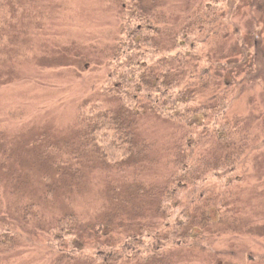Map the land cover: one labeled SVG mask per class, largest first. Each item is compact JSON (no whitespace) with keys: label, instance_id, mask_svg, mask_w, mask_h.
<instances>
[{"label":"trees","instance_id":"obj_1","mask_svg":"<svg viewBox=\"0 0 264 264\" xmlns=\"http://www.w3.org/2000/svg\"><path fill=\"white\" fill-rule=\"evenodd\" d=\"M174 1L116 0L113 82L78 105L73 142L36 143L45 201L62 193L71 206L90 175L103 179L92 220L70 209L46 224L37 203H26L23 227L38 229L41 240L0 219V264L25 254L46 264H190L196 252L215 254L223 213L233 216L231 187L217 188L218 173L246 166L253 139L228 116L248 76L236 82L238 66L217 49L230 34L223 10L210 0ZM6 22L0 19V48L10 41ZM146 117L170 125L163 140L138 133ZM8 149L0 143V167Z\"/></svg>","mask_w":264,"mask_h":264},{"label":"rangeland","instance_id":"obj_2","mask_svg":"<svg viewBox=\"0 0 264 264\" xmlns=\"http://www.w3.org/2000/svg\"><path fill=\"white\" fill-rule=\"evenodd\" d=\"M210 1L223 10L230 27L217 49L227 56L226 63L238 66L236 82L248 76L228 116L253 139L246 166L218 173L217 188L231 187L233 216L223 213L220 238L211 244L215 254L196 252L190 264H264V0ZM117 13L116 0H0V19H7L4 35L10 39L0 48V143L9 147L4 156L9 161L0 167V219L35 242L41 240L38 227H23L21 221L26 203H37L34 211L46 224L70 209L89 222L105 196L103 179L90 175L70 196L71 206L62 193L45 201L44 169L36 164L42 148L36 143L48 140L63 147L73 142L78 105L113 82L108 49L118 35ZM169 126L146 117L138 133L163 140ZM13 264L46 263L25 254L14 257Z\"/></svg>","mask_w":264,"mask_h":264}]
</instances>
